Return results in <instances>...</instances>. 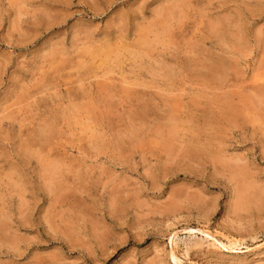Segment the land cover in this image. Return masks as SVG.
<instances>
[{
  "label": "rangeland",
  "instance_id": "374dc122",
  "mask_svg": "<svg viewBox=\"0 0 264 264\" xmlns=\"http://www.w3.org/2000/svg\"><path fill=\"white\" fill-rule=\"evenodd\" d=\"M0 264H264V0H0Z\"/></svg>",
  "mask_w": 264,
  "mask_h": 264
},
{
  "label": "bare ground",
  "instance_id": "6f19581e",
  "mask_svg": "<svg viewBox=\"0 0 264 264\" xmlns=\"http://www.w3.org/2000/svg\"><path fill=\"white\" fill-rule=\"evenodd\" d=\"M222 244V243H221ZM230 244V243H229ZM238 244V243H237ZM226 246V245H225ZM233 246H235V245H233ZM222 247H223V244H222ZM225 248V247H224ZM175 259V258H174ZM176 262H177V259H176Z\"/></svg>",
  "mask_w": 264,
  "mask_h": 264
}]
</instances>
